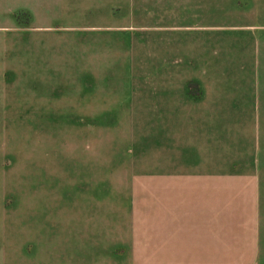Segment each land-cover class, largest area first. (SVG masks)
Returning a JSON list of instances; mask_svg holds the SVG:
<instances>
[{"label": "rangeland", "instance_id": "1", "mask_svg": "<svg viewBox=\"0 0 264 264\" xmlns=\"http://www.w3.org/2000/svg\"><path fill=\"white\" fill-rule=\"evenodd\" d=\"M192 25L264 29V0H0V264H156L157 124L142 94L154 89L155 41ZM46 182L81 195L96 255L79 262L30 236L42 214L30 215L27 187ZM208 189L221 198L220 244L253 245L255 190Z\"/></svg>", "mask_w": 264, "mask_h": 264}, {"label": "crops", "instance_id": "2", "mask_svg": "<svg viewBox=\"0 0 264 264\" xmlns=\"http://www.w3.org/2000/svg\"><path fill=\"white\" fill-rule=\"evenodd\" d=\"M196 27L190 26L192 35L155 41L154 89L142 94L144 106L154 100L157 124L156 264H264V29L223 36L222 30ZM213 173L231 176L211 180ZM203 188L255 190L253 245L220 244L226 221L212 213L211 204L221 198L205 197ZM27 190L30 215L42 214L41 229L29 232L39 236V245L64 250L79 262L84 251L99 252L92 229L82 230L81 195L52 182ZM246 251L250 255L243 257Z\"/></svg>", "mask_w": 264, "mask_h": 264}]
</instances>
